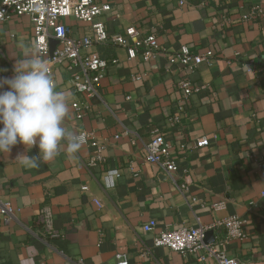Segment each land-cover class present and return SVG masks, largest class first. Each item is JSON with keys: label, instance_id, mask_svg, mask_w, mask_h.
I'll list each match as a JSON object with an SVG mask.
<instances>
[{"label": "crops", "instance_id": "obj_1", "mask_svg": "<svg viewBox=\"0 0 264 264\" xmlns=\"http://www.w3.org/2000/svg\"><path fill=\"white\" fill-rule=\"evenodd\" d=\"M254 9L261 14L251 16ZM100 20L109 36L130 26L141 38L154 35L158 51L129 60L111 44L88 48L116 61L104 72L98 98L74 92L76 69L54 68L57 90L70 99L64 126L104 145L102 161L89 164L94 149L87 144L69 153L62 143L54 159L34 169L15 158L36 155V147L18 144L0 154V200L18 211L17 222L4 225L0 218V264H118V256L127 264H216L153 247L155 232L198 226L210 227L212 242L205 244L227 258L264 264V0H116ZM66 25L73 39L90 35L86 24ZM33 43L29 17L2 23L0 75L12 76L25 52L37 55ZM181 47L210 51L214 59L190 72L169 65L166 57ZM181 79L204 89L173 123ZM75 102L88 107L81 119ZM155 131L178 167L173 180L144 160L143 146ZM200 138L209 144L197 148ZM222 202L225 210L212 208ZM43 207L56 237L38 220ZM233 216L246 221L244 238L222 243L225 230L215 224ZM149 221L155 231L144 233Z\"/></svg>", "mask_w": 264, "mask_h": 264}, {"label": "built area", "instance_id": "obj_2", "mask_svg": "<svg viewBox=\"0 0 264 264\" xmlns=\"http://www.w3.org/2000/svg\"><path fill=\"white\" fill-rule=\"evenodd\" d=\"M116 0H0V25L14 17H29L32 24L33 47L37 55L48 62L49 75L53 78L54 68L67 64L68 70L76 69L71 76V84L76 94L83 95L87 99L98 98L100 82L109 63L100 57L97 52H88L87 49L105 44H111L126 50L127 58L133 60L140 57L143 60L150 59L158 51L155 36L140 37L137 27L130 26L120 35L109 36L104 23L100 20L103 16L111 13ZM260 9H254L251 16L261 14ZM72 19L90 27V35L80 39L69 36L70 29L66 21ZM227 22L226 20H223ZM50 41H56L52 54H50ZM214 55L210 51L195 54L187 47H181L177 52L168 55L166 61L169 65H181L184 70L190 72L200 64H210ZM55 83V82H54ZM180 93L177 116L172 118L173 123H178L183 115L184 108L193 94L201 92L203 86L192 85L187 79H181L176 84ZM129 99L128 97L126 98ZM72 109L76 112V118L81 119L87 105L73 103ZM151 140L144 144V160L154 166L166 177L173 180L178 171L175 161L171 158L170 149L163 135L155 131ZM82 136V145H89L94 149L93 156L89 160L90 165L102 161V152L105 146L96 142H90L85 132H78ZM118 138V137H115ZM208 139L200 138L196 141L197 148L206 147ZM110 176L116 172L109 173ZM181 188H184L181 186ZM264 195V194H263ZM215 211L225 210V203L212 206ZM17 213L11 203L0 200V218L4 225L17 222ZM39 222L44 226L48 235L56 237L57 233L52 230V215L48 208L43 207L38 215ZM246 221L233 216L216 223L215 226L225 230V238L222 243L229 241H242L244 238V226ZM156 223L149 221L142 226L144 233L155 231ZM210 227L198 226L196 228H181L172 231H158L153 234V247H164L180 255L197 254V262L213 260L216 264H222L226 255L204 242ZM118 264H127V260L118 256ZM229 259V258H227ZM232 264H238L230 259Z\"/></svg>", "mask_w": 264, "mask_h": 264}, {"label": "clouds", "instance_id": "obj_3", "mask_svg": "<svg viewBox=\"0 0 264 264\" xmlns=\"http://www.w3.org/2000/svg\"><path fill=\"white\" fill-rule=\"evenodd\" d=\"M69 105V96L57 90L49 75L46 60L30 51L16 58L13 75H0V154H9L18 144L28 151L36 147V155L15 158L21 167L34 169L54 159L62 143L67 152H77L83 137L64 126ZM222 264L232 261L224 258Z\"/></svg>", "mask_w": 264, "mask_h": 264}, {"label": "water", "instance_id": "obj_4", "mask_svg": "<svg viewBox=\"0 0 264 264\" xmlns=\"http://www.w3.org/2000/svg\"><path fill=\"white\" fill-rule=\"evenodd\" d=\"M57 44L56 41H50V54H52L53 50H54V47L55 45ZM212 236H213V233L212 232H207L206 236H205V239H204V242L205 243H209V242H212Z\"/></svg>", "mask_w": 264, "mask_h": 264}]
</instances>
